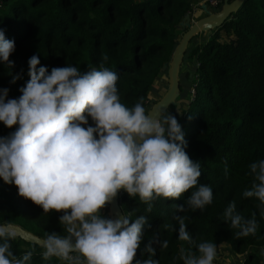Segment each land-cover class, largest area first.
<instances>
[{"label":"trees","instance_id":"16d2710c","mask_svg":"<svg viewBox=\"0 0 264 264\" xmlns=\"http://www.w3.org/2000/svg\"><path fill=\"white\" fill-rule=\"evenodd\" d=\"M190 9L189 0H0V29L15 45L9 56L13 67L0 63V89H8V99L22 94L19 90L29 80L27 61L33 55L40 59L37 67L45 66L49 73L53 67L67 65L85 72L89 67L99 69L103 63L118 74L121 102L130 108L142 102L146 110L155 101L149 96L150 89L159 86L155 80L165 74L161 66L168 62L177 42V24ZM201 16L203 13L197 18ZM219 32L226 41L219 39ZM207 34L195 44L191 38L182 56L178 97L186 102H181L180 116L175 114V118L184 134L186 153L201 166L197 187L206 184L212 189V203L203 210L177 212L175 205L186 207L193 188L175 200L152 201L149 212L138 196L129 197L120 190L122 214L133 220L142 215L148 221L142 230L138 260L148 258L141 252L153 238L168 241L167 248L152 244L157 250L152 258L159 264H183L181 246L185 252L199 255L196 245L201 242L213 243L216 250L226 245L241 257V264H258L250 248L264 245L259 201L243 196L253 182L249 165L264 159V0H244ZM185 62L191 75L188 80L182 72ZM16 75L19 78L13 83ZM183 79L192 95H182ZM87 126H94L91 118ZM15 128L0 123V137H7ZM233 201L246 219L255 214V235L237 237L239 229L222 221L224 209ZM61 214L43 213L19 196L16 186L0 179V224L18 225L44 239L53 232L65 234L59 224ZM176 216L183 217L194 244L178 239ZM10 243L17 258L33 251L29 264H66L55 257L43 260L42 247L18 237Z\"/></svg>","mask_w":264,"mask_h":264},{"label":"clouds","instance_id":"9594fccd","mask_svg":"<svg viewBox=\"0 0 264 264\" xmlns=\"http://www.w3.org/2000/svg\"><path fill=\"white\" fill-rule=\"evenodd\" d=\"M14 48V41L0 29V63L9 68ZM27 63L29 80L18 98L8 99V89H0V123L16 126L7 137H0V179L16 186L18 195L43 213H62L59 224L65 234L53 232L43 239L42 259L55 257L66 264H159L152 258L157 251L152 244L167 248V240L153 238L141 252L148 258L136 259L142 230L148 225L145 216L105 219L100 210L120 190L138 196L149 212L152 201L175 200L193 188L186 207L175 205L177 212L203 210L212 203V189L206 184L197 187L201 166L185 151L181 125L169 113L162 118L146 113L142 102L131 108L122 103L118 74L103 63L85 72L67 65L53 67L50 73L45 66L37 67V55ZM89 118L94 126L85 127ZM249 169L253 182L243 196L258 200L264 217V159ZM175 218L178 239L194 244L183 217ZM222 221L239 229L237 237L257 232L255 214L246 219L234 201L224 209ZM15 238L14 232L0 227V264L31 261V250L19 258L13 253L10 241ZM196 252L199 255L181 246L183 264H213L216 246L201 242Z\"/></svg>","mask_w":264,"mask_h":264},{"label":"water","instance_id":"95a60500","mask_svg":"<svg viewBox=\"0 0 264 264\" xmlns=\"http://www.w3.org/2000/svg\"><path fill=\"white\" fill-rule=\"evenodd\" d=\"M220 7L211 11L207 8L205 2L200 3V9L203 16L191 20L188 12L184 13L177 24V30L180 31L179 39L177 40L168 62L161 66V70H165L166 86L161 95L156 99L147 109L146 113L154 116H162L163 113L172 107L173 112L180 115V104L186 102L184 99L179 98V67L182 61V56L186 50L187 43L191 38L197 34H205L220 26L227 17L235 12L244 0H220ZM118 194L114 197L113 201L107 204L104 208L105 211L101 214L105 219H118L122 212L118 206ZM0 227H6L8 230L14 232L16 237L24 242L35 244L42 247L43 238L33 235L31 232L21 228L12 223L0 224Z\"/></svg>","mask_w":264,"mask_h":264},{"label":"rangeland","instance_id":"374dc122","mask_svg":"<svg viewBox=\"0 0 264 264\" xmlns=\"http://www.w3.org/2000/svg\"><path fill=\"white\" fill-rule=\"evenodd\" d=\"M192 2H191V4H193L194 2L193 1H197V0H191ZM203 1H201L200 3H202ZM192 8L194 9V13L193 14H191V16H190V18H191V20H194V19H196L199 15H201L202 13H200L199 12V10H198V5H193L192 6ZM192 8L190 9V11H189V13L191 12H193V10H192ZM209 32V31H208ZM207 32V33H208ZM207 33H205V34H201V33H199V34H197L196 36H194V41L195 42H192V44H195V43H197V42H201V41H203L205 38H206V36L208 35ZM179 36H180V31H178L177 30V32H176V40H178L179 39ZM219 39H221L222 41H226L227 40V37L222 33V32H219ZM193 45H190V47H192ZM190 65V64H189ZM189 70V66H188V64H187V62H185L183 65H182V72H183V75H184V78H186V80H188V79H190V72H186V71H188ZM166 82V76H165V74L163 75V74H161L160 75V77H158L156 80H155V83H158L159 85H162V83H165ZM181 85H182V95L183 96H186L188 93H189V95H192L191 94V88H189L188 89V84L186 83V81L183 79L182 80V83H181ZM153 87H156V86H153ZM159 87V86H158ZM187 89H188V91H187ZM164 91V88H163V86L160 88V89H158V88H154L153 90L152 89H150V94H149V96H150V98L152 99V100H156V99H158V97L161 95V93ZM181 98H183V97H181ZM171 114V115H173L174 117H175V114L176 113H174L173 112V109L172 108H168L164 113H163V115L161 116V118L163 117V116H166L167 114ZM180 116V115H179ZM105 211V208H103L102 209V211H100V214H102L103 212Z\"/></svg>","mask_w":264,"mask_h":264},{"label":"crops","instance_id":"0c3cea01","mask_svg":"<svg viewBox=\"0 0 264 264\" xmlns=\"http://www.w3.org/2000/svg\"><path fill=\"white\" fill-rule=\"evenodd\" d=\"M201 1L202 0L193 1L194 3L191 4V8L193 5L196 4V5H198V10L201 13V9H200V2ZM189 2L191 3L192 1L189 0ZM193 13H194V9H193V12L191 14H193ZM191 14H190V16H191ZM161 87H162V85H159V87H154V88L160 89ZM154 88H151V89L153 90ZM149 94H150V92H149ZM100 211H102V209ZM250 249L254 252L255 256L257 257L258 264H264V251H262V250H264V245H262L260 247H252ZM213 264H241V257L233 255L230 252L228 246L224 245L222 248L216 250V257L213 260Z\"/></svg>","mask_w":264,"mask_h":264},{"label":"built area","instance_id":"2783aa9c","mask_svg":"<svg viewBox=\"0 0 264 264\" xmlns=\"http://www.w3.org/2000/svg\"><path fill=\"white\" fill-rule=\"evenodd\" d=\"M206 3L207 7L211 10L212 8L216 7L219 3V0H202ZM193 10V8H192Z\"/></svg>","mask_w":264,"mask_h":264}]
</instances>
